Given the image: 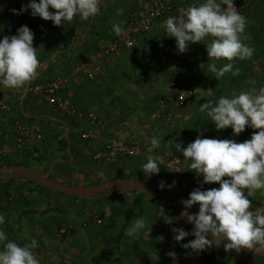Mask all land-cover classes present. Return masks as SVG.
Here are the masks:
<instances>
[{"label": "crops", "instance_id": "0c3cea01", "mask_svg": "<svg viewBox=\"0 0 264 264\" xmlns=\"http://www.w3.org/2000/svg\"><path fill=\"white\" fill-rule=\"evenodd\" d=\"M255 1V8L243 15L248 21L243 42L254 47L255 53L251 59L231 61L234 69L240 70L238 76L229 72L217 81L199 67L209 59L206 45L191 44L180 54L164 27L140 35L133 48L105 54L118 38L113 26L124 29L132 16H146L156 0H102L96 17L84 21L77 16L64 26L33 17L30 10L13 14V9L19 12L29 0H0V39L15 35L27 25L39 34L33 47L40 61L38 74L31 82L17 89L0 86V104L11 108L0 120L11 131L0 138V169L25 166L66 187L106 186L109 195L67 199L20 175L0 177V213L5 216L0 229L8 239L19 245L35 239L38 247L33 251L41 264H173L169 252L176 253L177 264H264V255L245 249L226 252L221 246L200 253L186 250L182 245L194 239L191 235L176 242L172 229L183 228L176 222L185 211L182 201L196 188L208 190L219 185L202 184L203 177L189 168V162L177 170H166L160 164L166 154H182L175 150L177 143L186 147L198 136L241 143L259 131L246 126L244 132L234 136L230 127L216 130L206 113L199 112L206 101L216 102L233 91L264 86V0ZM197 2L180 0L169 16H178L182 9ZM101 53L102 69L94 72L91 64ZM226 63L229 61L223 59L217 62L218 66ZM59 78L77 79L63 97L71 100L77 110L95 116L97 123L87 119L75 122L40 98L26 94L29 86ZM252 80L255 85L249 83ZM174 81L195 86L189 107L176 105L175 93L170 92ZM162 101L165 116L158 115ZM20 126L30 132L23 144L15 140L14 133ZM83 134L93 138L83 141ZM153 136L160 139L161 146L148 152ZM113 140L139 142L140 157L120 158L114 164L95 162L93 156ZM149 155L158 158L161 171L147 177L142 165ZM163 180L176 181L182 193L167 185L151 194L131 191L133 184L153 185ZM250 199L253 207H261L264 191L256 190ZM188 211L195 214L193 207ZM97 214L103 220L100 225L95 220ZM140 215L151 227L150 236L142 234L132 240L125 229ZM165 216L173 222L167 223ZM65 228L72 230L62 234Z\"/></svg>", "mask_w": 264, "mask_h": 264}, {"label": "clouds", "instance_id": "9594fccd", "mask_svg": "<svg viewBox=\"0 0 264 264\" xmlns=\"http://www.w3.org/2000/svg\"><path fill=\"white\" fill-rule=\"evenodd\" d=\"M101 3L102 0H29L19 12L13 9V14L30 10L33 17L50 20L54 26H64L77 16L84 21L96 17ZM50 8L56 11L51 12ZM247 23L246 17L234 6V0H198L182 9L180 15L169 16L163 27L167 37L174 38L180 54L185 53L191 44L203 42L209 59L199 67L205 74H213L218 81L229 72L233 76L240 74L239 68L234 69L231 61L248 60L254 55V47L243 42L247 39L243 35ZM113 32L119 37L123 29L114 25ZM208 37L212 39L209 41ZM33 40L34 33L27 25L21 26L15 35L0 39V86L17 89L36 78L40 61ZM222 59L229 63L218 66L217 62ZM249 83L255 85L256 81ZM199 112L206 113L216 130L230 127L234 136L244 132L246 126L259 131H254L250 139L241 143L234 139L198 136L186 147L175 144L176 152L184 157L183 161L189 162V168L203 177L202 184H218L219 187L196 188L188 199L182 201L185 211L180 213V218L194 227L191 232L173 228L174 240L180 242L189 235L193 236L194 239L182 247L195 253L221 246L226 252H239L242 248L264 251V205L255 208L250 199L256 190L264 191V86L239 93L233 91L216 102L206 101L199 106ZM160 146V139L153 136L148 152ZM142 171L147 177L158 174L161 171L158 158L149 155ZM174 185L175 181L167 187L170 189ZM165 187L162 181L159 188L163 190ZM194 205L199 206L198 213L190 214L188 209ZM164 219L167 223L173 222L167 216ZM4 222L5 216L0 213V224ZM150 231L151 227L140 215L125 229V235L134 240L142 234L150 236ZM0 244L3 245L0 264H41L33 251L38 247L35 239L19 245L9 240L0 229ZM167 255L173 264H177L175 252ZM155 260H158L157 254Z\"/></svg>", "mask_w": 264, "mask_h": 264}, {"label": "built area", "instance_id": "2783aa9c", "mask_svg": "<svg viewBox=\"0 0 264 264\" xmlns=\"http://www.w3.org/2000/svg\"><path fill=\"white\" fill-rule=\"evenodd\" d=\"M180 0H171L166 3L162 0H156L154 8L144 17L132 16L126 27L123 29V34L117 38L114 47L110 48L105 54L116 52L118 50L133 48L136 45L137 37L144 35L152 30H156L163 27L164 21L169 17L170 13L176 9ZM234 6L241 14L244 15L256 6L255 0H234ZM51 12H55L54 9H49ZM39 34L34 33V39H37ZM103 54H97L95 61L91 64L94 72L101 71L100 59ZM79 71V70H77ZM77 79L72 80L68 78H59L52 82L29 86L26 94H32L41 100H43L49 107L55 109L73 119L75 122H79L82 119H87L92 123H97V118L91 114H84L77 110L71 100L65 99L63 94L70 88V86L77 83ZM170 92L175 93V103L179 108H186L192 104V100L195 97V86L190 83H180L174 81L170 84ZM167 97V96H166ZM11 108L8 104H0V120L2 117L10 113ZM165 101L160 103L159 116L166 115ZM11 131L0 123V138L10 134ZM15 140L18 144L27 142L30 136V132L26 127L20 126L15 131ZM93 138L90 134H83V141L88 142ZM142 148L139 142L124 143L118 140H113L107 143L104 150L95 154L93 160L95 162H104L109 164L116 163L120 158H126L135 160L140 157ZM183 155L166 154L161 159V166L166 170H177L178 167L185 161ZM258 208V207H257ZM193 210L198 213L199 208L193 206ZM97 224L102 223L101 215H95ZM72 228H65L62 234H68Z\"/></svg>", "mask_w": 264, "mask_h": 264}, {"label": "water", "instance_id": "95a60500", "mask_svg": "<svg viewBox=\"0 0 264 264\" xmlns=\"http://www.w3.org/2000/svg\"><path fill=\"white\" fill-rule=\"evenodd\" d=\"M15 176V175H20L25 178H28L56 193H59L61 195L67 196V197H72V198H98V197H103V196H109L108 193L106 192V186L103 187H94V188H75V187H66L62 186L52 180H50L48 177L33 171L29 169L28 167L25 166H17L13 168H5V169H0V177H6V176ZM174 180H163L165 185H172V182ZM162 181L155 182L153 185H144V184H133L131 191H136V192H146V193H153L157 190H159V185ZM130 185V183H128ZM173 189L176 191H179L182 193L179 184L175 181V185L172 186ZM164 210H161V213H163ZM181 227L186 229L188 232H191L193 229V225L189 224L186 219H181L178 218L176 221ZM211 239V236L208 237ZM243 249V248H242ZM251 253H256L260 255H264V251H256L255 248L249 250L245 249Z\"/></svg>", "mask_w": 264, "mask_h": 264}, {"label": "rangeland", "instance_id": "374dc122", "mask_svg": "<svg viewBox=\"0 0 264 264\" xmlns=\"http://www.w3.org/2000/svg\"><path fill=\"white\" fill-rule=\"evenodd\" d=\"M154 30H152V32H153ZM138 38V37H137ZM104 163V162H103ZM64 197V196H63ZM67 197V196H66ZM72 197H68L67 199H71ZM73 199V198H72ZM74 199H82V198H74ZM103 200H106V198H104Z\"/></svg>", "mask_w": 264, "mask_h": 264}, {"label": "trees", "instance_id": "16d2710c", "mask_svg": "<svg viewBox=\"0 0 264 264\" xmlns=\"http://www.w3.org/2000/svg\"><path fill=\"white\" fill-rule=\"evenodd\" d=\"M7 178H8V179H11V178H13V177L8 175ZM158 205L161 206L162 204L158 202Z\"/></svg>", "mask_w": 264, "mask_h": 264}]
</instances>
